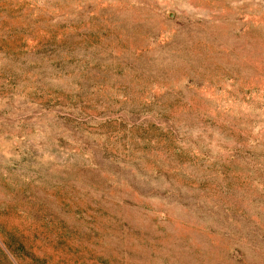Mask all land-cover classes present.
Here are the masks:
<instances>
[{
    "label": "rangeland",
    "instance_id": "1",
    "mask_svg": "<svg viewBox=\"0 0 264 264\" xmlns=\"http://www.w3.org/2000/svg\"><path fill=\"white\" fill-rule=\"evenodd\" d=\"M0 264H264V0H0Z\"/></svg>",
    "mask_w": 264,
    "mask_h": 264
}]
</instances>
